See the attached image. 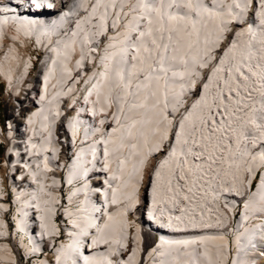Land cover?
I'll use <instances>...</instances> for the list:
<instances>
[{
    "label": "bare ground",
    "instance_id": "bare-ground-1",
    "mask_svg": "<svg viewBox=\"0 0 264 264\" xmlns=\"http://www.w3.org/2000/svg\"><path fill=\"white\" fill-rule=\"evenodd\" d=\"M0 76V264H264V0H0Z\"/></svg>",
    "mask_w": 264,
    "mask_h": 264
},
{
    "label": "rangeland",
    "instance_id": "rangeland-1",
    "mask_svg": "<svg viewBox=\"0 0 264 264\" xmlns=\"http://www.w3.org/2000/svg\"><path fill=\"white\" fill-rule=\"evenodd\" d=\"M32 42H33V44L31 45V50L36 51L34 54V58L38 57V61H39V59L41 57V50L38 48V43L35 39H32ZM38 61H36V64H38ZM14 103H15V99L13 98V95L11 94V90L9 92H7V84L5 83L3 78L0 76V121L2 123L5 119V116H7L8 110H10L9 107L11 106V104H14ZM0 146L3 147V149H4L2 153L0 152V158L2 159L4 157V154H5L6 142L1 143ZM155 163H156V159L154 158L152 160L151 166H153ZM6 188H8V186H6ZM22 253H24V255H25V251L22 250ZM261 261L264 262V258ZM27 264H30V263H27Z\"/></svg>",
    "mask_w": 264,
    "mask_h": 264
},
{
    "label": "trees",
    "instance_id": "trees-1",
    "mask_svg": "<svg viewBox=\"0 0 264 264\" xmlns=\"http://www.w3.org/2000/svg\"><path fill=\"white\" fill-rule=\"evenodd\" d=\"M3 150H4L3 147L0 146V152H1V153L3 152Z\"/></svg>",
    "mask_w": 264,
    "mask_h": 264
},
{
    "label": "water",
    "instance_id": "water-1",
    "mask_svg": "<svg viewBox=\"0 0 264 264\" xmlns=\"http://www.w3.org/2000/svg\"><path fill=\"white\" fill-rule=\"evenodd\" d=\"M147 187H148V184L146 183V186H145V189H144V190H146V189H147Z\"/></svg>",
    "mask_w": 264,
    "mask_h": 264
}]
</instances>
